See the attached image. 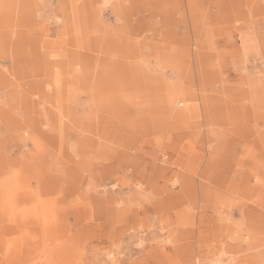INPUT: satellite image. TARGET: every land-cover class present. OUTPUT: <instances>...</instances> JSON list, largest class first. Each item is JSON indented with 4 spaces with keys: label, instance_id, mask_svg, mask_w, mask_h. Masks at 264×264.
I'll list each match as a JSON object with an SVG mask.
<instances>
[{
    "label": "rangeland",
    "instance_id": "rangeland-1",
    "mask_svg": "<svg viewBox=\"0 0 264 264\" xmlns=\"http://www.w3.org/2000/svg\"><path fill=\"white\" fill-rule=\"evenodd\" d=\"M0 264H264V0H0Z\"/></svg>",
    "mask_w": 264,
    "mask_h": 264
},
{
    "label": "bare ground",
    "instance_id": "bare-ground-1",
    "mask_svg": "<svg viewBox=\"0 0 264 264\" xmlns=\"http://www.w3.org/2000/svg\"><path fill=\"white\" fill-rule=\"evenodd\" d=\"M91 18V17H90ZM165 254L167 255V253L165 252ZM168 255H170V253L168 254ZM164 256V255H163ZM165 258V257H164Z\"/></svg>",
    "mask_w": 264,
    "mask_h": 264
}]
</instances>
